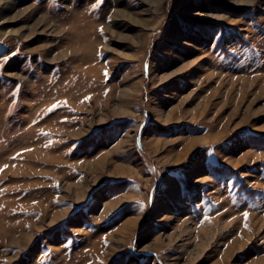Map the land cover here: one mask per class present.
I'll return each mask as SVG.
<instances>
[{
    "label": "rangeland",
    "instance_id": "obj_1",
    "mask_svg": "<svg viewBox=\"0 0 264 264\" xmlns=\"http://www.w3.org/2000/svg\"><path fill=\"white\" fill-rule=\"evenodd\" d=\"M0 264H264V0H0Z\"/></svg>",
    "mask_w": 264,
    "mask_h": 264
},
{
    "label": "snow or ice",
    "instance_id": "obj_2",
    "mask_svg": "<svg viewBox=\"0 0 264 264\" xmlns=\"http://www.w3.org/2000/svg\"><path fill=\"white\" fill-rule=\"evenodd\" d=\"M246 215V214H245Z\"/></svg>",
    "mask_w": 264,
    "mask_h": 264
}]
</instances>
